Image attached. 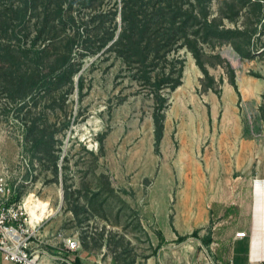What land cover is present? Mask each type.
<instances>
[{
  "label": "rangeland",
  "instance_id": "1",
  "mask_svg": "<svg viewBox=\"0 0 264 264\" xmlns=\"http://www.w3.org/2000/svg\"><path fill=\"white\" fill-rule=\"evenodd\" d=\"M42 2L24 24L0 31L18 67L37 73L21 97L0 81V169L26 207L47 202L37 228L43 242L75 237L102 264H143L168 243L158 222L189 228L191 218H214L236 174L248 190L249 181L264 187V5L220 20L246 32L212 41L189 18L184 33L194 37L205 76L182 44L144 63L106 48L122 0H62L45 25L35 14ZM180 2L203 12L195 0ZM226 6L209 0L206 10L211 17ZM63 35L71 38L67 61L59 60ZM180 66L178 85L158 82Z\"/></svg>",
  "mask_w": 264,
  "mask_h": 264
},
{
  "label": "trees",
  "instance_id": "2",
  "mask_svg": "<svg viewBox=\"0 0 264 264\" xmlns=\"http://www.w3.org/2000/svg\"><path fill=\"white\" fill-rule=\"evenodd\" d=\"M221 2L227 5V10L209 17L206 10L209 0H195L196 5L203 9L201 14L188 10V7L184 6L180 0H122L120 28L116 33L112 31L106 36L107 40H111L106 48H113L116 54L128 61L136 60L144 63L149 59L154 62L159 57L166 59L168 58L166 55L173 48V45L182 44L193 52L198 63L197 51L192 44L194 37H189L184 33L185 28L189 25V18L194 20L199 18L203 29L202 39L212 41L211 38H223L229 34L246 32V30H240L239 27L220 26V20L223 18L233 20L238 16L239 11L246 6L250 8L264 5V0H221ZM37 3L38 0H0V31L6 32L15 21L24 24L26 13L30 9H37ZM62 4V0H44L41 10L35 11L36 17L41 20L42 25H45L50 14L49 11L53 6H55L53 10L59 12ZM189 8H192V4ZM37 21L36 23H38ZM35 32L34 39L36 40L39 38L41 30L37 28ZM10 33L12 34V32ZM13 34L15 35V32ZM70 39L63 35L58 40V44L63 49L59 54L60 61H67L68 59L67 53L64 51L70 47ZM45 45L34 51L35 57H41L39 54L45 50L43 48ZM13 47L9 43L0 41V81L6 84V89H9L13 96L21 97L31 90L37 73L35 68L25 72L18 67L16 58L18 59L19 55L14 52ZM235 47H237L236 44ZM25 49L27 48L22 49V51ZM198 64L203 75L206 76V68L200 63ZM180 77L181 66L178 68L176 77H170L169 74L162 75L158 82H161L162 86L166 85L173 88L179 84ZM191 233L196 234V230ZM181 238L179 237V239Z\"/></svg>",
  "mask_w": 264,
  "mask_h": 264
},
{
  "label": "crops",
  "instance_id": "3",
  "mask_svg": "<svg viewBox=\"0 0 264 264\" xmlns=\"http://www.w3.org/2000/svg\"><path fill=\"white\" fill-rule=\"evenodd\" d=\"M234 185L223 187L219 206L215 204L214 218L190 219L191 227L179 228L174 221L157 224L167 245L149 256L143 264H258L264 261V187L251 183L250 190L238 185L240 174L234 177ZM239 178V179H238ZM232 180H228L231 183ZM246 190L250 197L246 196ZM212 226H215L214 228ZM196 230V236H188ZM245 235L236 237V231ZM179 237H182L179 239ZM42 240V239H41ZM47 244H46V243ZM42 244L55 256L48 264H71L59 257L72 256L73 264H102L77 250H68L63 243ZM0 264H13L3 256ZM115 264V263H114Z\"/></svg>",
  "mask_w": 264,
  "mask_h": 264
},
{
  "label": "built area",
  "instance_id": "4",
  "mask_svg": "<svg viewBox=\"0 0 264 264\" xmlns=\"http://www.w3.org/2000/svg\"><path fill=\"white\" fill-rule=\"evenodd\" d=\"M40 219L35 220L34 226L29 223L24 199L19 200L15 185L6 170L0 169V249L5 259L12 261L13 264H48L47 259L57 257L42 244L37 234ZM234 235L244 236L245 231H236ZM62 243L68 250L79 248V242L75 237H67ZM59 258L71 264L74 261L72 256ZM258 264H264V261Z\"/></svg>",
  "mask_w": 264,
  "mask_h": 264
},
{
  "label": "bare ground",
  "instance_id": "5",
  "mask_svg": "<svg viewBox=\"0 0 264 264\" xmlns=\"http://www.w3.org/2000/svg\"><path fill=\"white\" fill-rule=\"evenodd\" d=\"M27 211L29 214V223L32 226H34L35 220L40 219V217L45 212L49 211V208H48L47 202L36 198L33 201L31 199H29V202H27Z\"/></svg>",
  "mask_w": 264,
  "mask_h": 264
}]
</instances>
